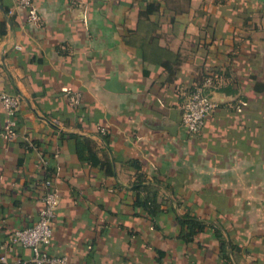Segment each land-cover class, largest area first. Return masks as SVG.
<instances>
[{"label": "crops", "instance_id": "1", "mask_svg": "<svg viewBox=\"0 0 264 264\" xmlns=\"http://www.w3.org/2000/svg\"><path fill=\"white\" fill-rule=\"evenodd\" d=\"M33 4L39 26L0 0V94L22 99L14 141L0 103V264L31 257L10 240L39 220L47 181L61 194L48 250L71 264H224L212 229L179 240L188 212L234 264H264V0ZM210 71L216 107L190 136L184 107ZM139 176L158 217L137 205Z\"/></svg>", "mask_w": 264, "mask_h": 264}, {"label": "built area", "instance_id": "2", "mask_svg": "<svg viewBox=\"0 0 264 264\" xmlns=\"http://www.w3.org/2000/svg\"><path fill=\"white\" fill-rule=\"evenodd\" d=\"M16 7L29 12V21L32 25H41V17L33 0H15ZM219 77L210 71L205 77L202 85L193 90L187 104L184 107L181 125L190 136L199 135L206 126L209 115L216 105L213 101V91L217 87ZM82 95L76 93L70 96L72 107L78 108L82 103ZM0 103L6 114L5 136L9 141L16 139L17 114L21 108L22 99L18 95L2 93ZM47 190L43 197V207L39 220L31 227L16 231L10 240L11 246H20L31 251L28 260L20 261L18 264H71L67 256H57L48 250L54 236V220L60 204L61 194L53 188L51 181L46 182ZM1 261L6 263V258Z\"/></svg>", "mask_w": 264, "mask_h": 264}, {"label": "trees", "instance_id": "3", "mask_svg": "<svg viewBox=\"0 0 264 264\" xmlns=\"http://www.w3.org/2000/svg\"><path fill=\"white\" fill-rule=\"evenodd\" d=\"M202 83L200 85H202ZM193 90H195V88ZM142 182V177L139 176V181L137 183L138 185L134 187V190L137 192H147L148 196H145V198L142 199L141 202H138L137 205L147 210L151 216H154L157 213L158 217L162 212V208L158 202L157 205L155 203L156 192H152L151 188H145V186L142 185ZM158 194L159 188H157V196ZM176 221L181 229L179 240L187 246L195 243L199 235L205 233L209 229H212L214 231L215 239L219 243L220 257L222 261L224 262V264H234L232 254L235 253L237 247L225 238L221 229L209 225L203 220L192 215L190 212L182 216H177ZM158 229L159 226L157 224V230Z\"/></svg>", "mask_w": 264, "mask_h": 264}]
</instances>
